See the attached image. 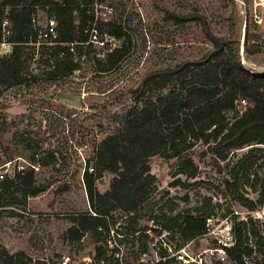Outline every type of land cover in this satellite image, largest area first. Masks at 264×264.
<instances>
[{
	"label": "rangeland",
	"instance_id": "1",
	"mask_svg": "<svg viewBox=\"0 0 264 264\" xmlns=\"http://www.w3.org/2000/svg\"><path fill=\"white\" fill-rule=\"evenodd\" d=\"M94 1L99 5L97 14L102 21L120 28L122 38L109 35L108 27L101 25L97 33L90 31V40L83 43L82 54L77 57L79 68L71 74L55 80L41 78L0 91V173L4 178L13 177L19 171L34 168L36 182L46 185L35 196L12 195L17 197L14 203L0 206V244L9 252L24 251L30 259H45L50 264L61 255L81 258L101 245L93 232L73 241L67 233L73 216L90 211L82 178L87 160L97 143L116 130L119 118L131 105L130 90L145 74L199 59L212 49L199 17L215 35L234 41L241 62L248 69L264 71V0ZM169 13L179 17V23L168 19ZM34 18L42 29L49 19L54 20L40 9ZM39 43L50 44L42 38H38ZM122 44L125 55L110 70L101 71L109 65L106 54ZM10 52L3 31L0 56ZM246 107L247 103L240 104L237 109L242 112ZM29 138L38 148H29L25 142ZM35 149L40 155L53 153L57 163L40 166L32 162ZM250 149L244 146L230 150L221 159L199 142L190 151L198 166L195 177L177 174L175 158L150 157V172L156 182L145 201V215L139 219V227L146 229L164 221L162 215L173 218L187 211L195 214L209 197L214 214L212 228L186 241L174 227L169 241L189 243L193 254L207 251V264H214L219 256L215 250L219 248L218 239L223 240L226 227H232L233 221L244 222L242 217L247 216L244 223L251 231L247 243L255 250L254 257L264 264V215L258 213L264 203L250 209L236 200L243 196L257 201L264 189V147ZM112 177L104 172L95 181L100 193L108 190ZM176 178L189 183L188 187L171 185ZM110 214L119 221L124 212L115 208ZM137 249L126 250L127 264L155 261L151 250L142 252L140 241ZM226 261L232 264L228 257Z\"/></svg>",
	"mask_w": 264,
	"mask_h": 264
},
{
	"label": "trees",
	"instance_id": "2",
	"mask_svg": "<svg viewBox=\"0 0 264 264\" xmlns=\"http://www.w3.org/2000/svg\"><path fill=\"white\" fill-rule=\"evenodd\" d=\"M98 6L94 0H0V42L4 31L11 46L9 54L0 56V91L41 78L55 80L71 74L79 68L77 57L82 54L83 43L90 40V31L97 33L101 25L108 27L109 35L122 38L120 28L102 21L97 14ZM37 9L54 18L55 37L43 38L50 44H38L43 29L35 22ZM169 15L168 19L179 23V17ZM199 18L212 49L199 59L145 74L137 87L130 90L131 105L119 118L116 130L104 136L93 149L82 173L90 211L71 218L73 225L67 230L71 241L81 239L89 231L100 241L98 227L106 229L115 223L110 213L118 208L126 215L124 231L138 232L142 252H146L148 235L143 230L147 228L139 227V219L145 215L144 204L156 182L149 166V158L154 155L175 158L177 174L195 177L198 166L190 151L199 142L221 159L230 150L244 146H251V151L263 150L264 71L248 69L241 62L234 41L215 35L205 20ZM125 52L123 44L109 51L105 57L109 65H104L101 71L110 70ZM242 99L247 107L240 112L237 107ZM29 140L25 142L30 149L38 148ZM31 158L40 166L58 161L53 153L40 155L36 149ZM33 169L0 180V206L14 203L17 197L12 195L35 196L46 189V185L36 182ZM104 172L113 177L108 190L100 193L95 181ZM171 185L187 188L189 183L176 178ZM9 195L12 197L7 199ZM236 200L252 209L264 203V189L257 201L243 196ZM212 214L208 197L195 214L187 211L173 218L162 215L160 229L153 230L170 232L175 227L183 240L195 239L206 233V220ZM232 233L234 244L225 248L230 262L260 264L254 257L255 250L247 243L251 231L246 223L233 221ZM252 233L255 234L253 230ZM95 251L99 257L106 253L102 245ZM29 260L24 251L9 252L0 244V264H27Z\"/></svg>",
	"mask_w": 264,
	"mask_h": 264
},
{
	"label": "built area",
	"instance_id": "3",
	"mask_svg": "<svg viewBox=\"0 0 264 264\" xmlns=\"http://www.w3.org/2000/svg\"><path fill=\"white\" fill-rule=\"evenodd\" d=\"M6 23V21H4ZM55 22L53 19H49L45 29L42 30V33L39 35L40 38L55 37ZM247 102L242 99L240 104L245 105ZM4 179V175L0 173V180ZM264 215V207L259 211ZM94 214V213H93ZM126 218V215H121L113 224H109L106 229L98 227V231L101 232V245L105 248L106 253L104 256H97L96 251L87 253L85 256L78 258L76 255H61L57 258L52 264H127L126 259V250L136 252L138 251L137 245L139 243L138 232L134 234H128L124 231L125 223L123 219ZM214 218L212 214L206 220V231L212 228L211 223ZM242 219L244 222H247V216H243ZM154 223V222H153ZM227 231L223 237V240L218 239L219 248L215 249L219 252L217 261L214 264H224L228 263L225 248L231 247L234 244L233 233L231 232L232 227L229 224ZM153 229H160L159 224L152 225L146 230H143V233L148 235L146 240L147 249L151 250L155 254V261L151 264H207L206 257L204 254L207 251H201L198 253H191L189 251V243L179 245L176 242H171L168 239L169 231L162 230L159 233L153 234ZM215 232L214 229H212ZM133 239V242L131 241ZM147 251V250H146ZM211 252V251H210ZM146 253L141 255V261ZM168 261V263H165ZM27 264H50L45 259H30Z\"/></svg>",
	"mask_w": 264,
	"mask_h": 264
},
{
	"label": "water",
	"instance_id": "4",
	"mask_svg": "<svg viewBox=\"0 0 264 264\" xmlns=\"http://www.w3.org/2000/svg\"><path fill=\"white\" fill-rule=\"evenodd\" d=\"M254 146H260V145L256 144V145H254ZM250 147H251V146H250Z\"/></svg>",
	"mask_w": 264,
	"mask_h": 264
}]
</instances>
